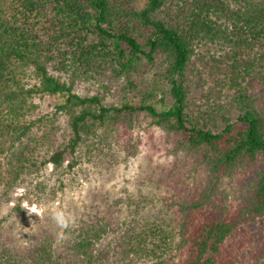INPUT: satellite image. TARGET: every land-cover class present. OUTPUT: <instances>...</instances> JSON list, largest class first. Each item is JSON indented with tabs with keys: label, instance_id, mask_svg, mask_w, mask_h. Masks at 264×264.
I'll list each match as a JSON object with an SVG mask.
<instances>
[{
	"label": "trees",
	"instance_id": "1",
	"mask_svg": "<svg viewBox=\"0 0 264 264\" xmlns=\"http://www.w3.org/2000/svg\"><path fill=\"white\" fill-rule=\"evenodd\" d=\"M82 84L93 89L80 94ZM44 96L59 102L34 117ZM63 115L68 139L57 146ZM140 117L200 176L170 198L172 214L135 212L119 225L97 207L62 251L43 230L24 252L0 246V264H264V240L250 235L264 220V0H0L6 190L109 150ZM248 171L229 199L224 178Z\"/></svg>",
	"mask_w": 264,
	"mask_h": 264
},
{
	"label": "rangeland",
	"instance_id": "2",
	"mask_svg": "<svg viewBox=\"0 0 264 264\" xmlns=\"http://www.w3.org/2000/svg\"><path fill=\"white\" fill-rule=\"evenodd\" d=\"M139 70L149 83L153 71L144 60ZM91 89L90 84H82L77 92L84 94ZM58 102L48 96L35 99L38 110L34 117L48 113ZM166 104H169L168 99ZM66 122L64 115L57 120L60 128L55 137L57 146L67 143L69 128ZM169 148L162 130L140 117L132 129L123 128L117 132L109 150L90 157L81 152L70 171L67 164L72 158L66 157L61 169L54 170L48 164L39 176L26 177L10 190L0 184V246L24 252L33 238L46 230L60 252L67 232L97 207L112 212L119 225L131 220L135 212L146 217L171 215L167 205L170 198L186 185L198 183L200 176L190 171L187 161L170 155ZM129 149L134 153L128 154ZM251 175L248 171L224 178V194L229 199L238 195ZM17 207L21 212L16 211ZM58 212L63 214L67 227H60L56 222L54 216ZM250 235L264 240V220L252 225ZM111 239L113 235L105 242Z\"/></svg>",
	"mask_w": 264,
	"mask_h": 264
},
{
	"label": "clouds",
	"instance_id": "3",
	"mask_svg": "<svg viewBox=\"0 0 264 264\" xmlns=\"http://www.w3.org/2000/svg\"><path fill=\"white\" fill-rule=\"evenodd\" d=\"M54 218L60 227H67V222L65 221L62 213H56Z\"/></svg>",
	"mask_w": 264,
	"mask_h": 264
}]
</instances>
